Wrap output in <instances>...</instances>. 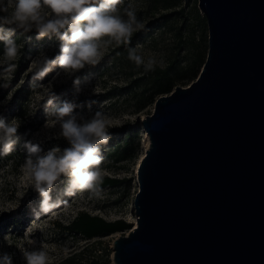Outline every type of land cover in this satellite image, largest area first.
Segmentation results:
<instances>
[{"label": "water", "instance_id": "obj_1", "mask_svg": "<svg viewBox=\"0 0 264 264\" xmlns=\"http://www.w3.org/2000/svg\"><path fill=\"white\" fill-rule=\"evenodd\" d=\"M199 9L206 61L140 120L136 225L113 264H264V0Z\"/></svg>", "mask_w": 264, "mask_h": 264}, {"label": "rangeland", "instance_id": "obj_2", "mask_svg": "<svg viewBox=\"0 0 264 264\" xmlns=\"http://www.w3.org/2000/svg\"><path fill=\"white\" fill-rule=\"evenodd\" d=\"M129 3L144 24V28L133 35L132 44L145 54L162 56L165 66L174 61L185 64L205 45L208 46V24L199 9V0H125L124 6ZM165 14L172 15L167 20H158ZM35 36V31L27 34L16 32L14 39L23 47L11 73L4 71L3 51L0 52V80L10 77V86L0 88V115L6 120L16 117L21 125L20 140L12 153L0 155V207L19 205L14 211L0 213V251L10 252L14 264H24L17 245L25 248L43 246L48 253L47 264H56L78 254L84 259L91 254L105 258L109 251L110 264H113L114 240L127 235L129 230L86 239L80 234L69 233L58 224L67 225L80 212H88L107 221L124 220L135 225V170L147 146L140 120L151 113L153 106L140 107L144 88L137 80L144 70L137 69L127 58L124 47L113 46L96 67L77 73L82 81L88 78L83 83L85 91L79 95L77 103L97 101L91 111L99 108L115 126L111 129V140L102 146L101 167L104 176L117 182L101 188L99 196L87 191L61 196L57 208L35 218L32 208L38 206L41 197L31 189L27 173L21 171L26 158L24 142L40 143L45 151L54 145L65 147L66 142L62 139L50 138L54 136L55 129L43 126L44 104L50 90L56 93L57 102L73 96L72 81L62 73L55 77L59 69H54L43 81L31 79V61L41 52L52 57L58 51L55 40L45 38L37 41ZM194 80L186 79L181 86H188ZM78 110L87 111V107ZM65 182L66 177H62L55 185L52 190L54 199ZM5 234L9 236L8 241L4 240Z\"/></svg>", "mask_w": 264, "mask_h": 264}, {"label": "clouds", "instance_id": "obj_3", "mask_svg": "<svg viewBox=\"0 0 264 264\" xmlns=\"http://www.w3.org/2000/svg\"><path fill=\"white\" fill-rule=\"evenodd\" d=\"M124 5L125 0H0L4 71H14L21 54L23 44L14 39L16 32L27 34L35 31L37 41L45 38L55 40L58 51L52 57L41 52L31 61V79L43 81L50 72L59 69L55 77L62 73L73 86L71 99L57 102L56 93L50 90L44 104L43 126L55 129L54 136L50 138L62 139L66 146L54 145L45 151L40 143L24 142L26 158L21 171L27 173L31 189L41 197L38 206L32 208L35 218L57 208L61 196H74L86 191L99 196L102 191V146L111 140V129L115 126L99 108L91 111L97 101L77 103V98L85 91L83 83L88 79L85 77L82 81L77 73L96 67L113 46L126 47L127 58L137 69L149 72L165 67L162 56L145 54L138 47L129 46L133 35L142 30L144 24L131 3ZM9 86V76L0 80V88ZM85 106L87 111L78 110ZM20 126L16 117L6 120L0 115V155L12 153L20 140ZM62 177H66V182L54 199L52 190ZM18 207H0V213L11 212ZM4 240H9L8 234ZM17 248L24 264H47L48 253L43 246L25 248L17 245ZM0 264H14L13 255L0 251Z\"/></svg>", "mask_w": 264, "mask_h": 264}, {"label": "trees", "instance_id": "obj_4", "mask_svg": "<svg viewBox=\"0 0 264 264\" xmlns=\"http://www.w3.org/2000/svg\"><path fill=\"white\" fill-rule=\"evenodd\" d=\"M180 9L183 12V8ZM171 15L172 14H165L161 18H158V20L163 18L167 20ZM132 42L129 46L134 47ZM208 48L209 44L208 46L205 45L185 64H182L181 61H174L166 65L163 69L157 67L155 71H143L142 76L137 80L138 84L142 85L144 88L140 107L154 104L159 96L170 93L176 86L182 85L186 79H196L206 61V52L208 53ZM1 51H3L2 43H0V52ZM124 51L127 55L126 47H124ZM116 182L117 180L104 176L101 188L112 186ZM58 225L69 233L75 235L80 234L86 239L130 230L131 228V223L124 220L107 221L101 216L92 215L88 212H80L72 222L67 225ZM108 252L109 251L105 254V258L97 254H91L89 255L90 257L86 256L84 259L78 254L67 257L56 264H110Z\"/></svg>", "mask_w": 264, "mask_h": 264}, {"label": "bare ground", "instance_id": "obj_5", "mask_svg": "<svg viewBox=\"0 0 264 264\" xmlns=\"http://www.w3.org/2000/svg\"><path fill=\"white\" fill-rule=\"evenodd\" d=\"M134 224L136 225V221L134 222Z\"/></svg>", "mask_w": 264, "mask_h": 264}]
</instances>
